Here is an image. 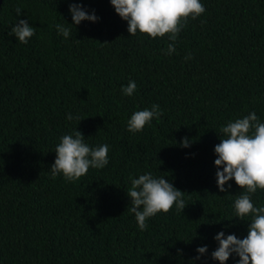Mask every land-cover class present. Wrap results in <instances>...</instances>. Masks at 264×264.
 Wrapping results in <instances>:
<instances>
[{"label":"trees","instance_id":"obj_1","mask_svg":"<svg viewBox=\"0 0 264 264\" xmlns=\"http://www.w3.org/2000/svg\"><path fill=\"white\" fill-rule=\"evenodd\" d=\"M69 2L0 3V264H218L194 260V249L210 252L222 227L246 234L231 207L243 189L233 180L217 189L213 146L228 119L255 110L264 120V0H203L171 55L161 51L166 34L130 35L109 0H83L99 19L58 35L52 25L71 23ZM17 7L36 27L27 44L9 35ZM129 79L133 96L120 89ZM153 102L161 117L129 132L127 116ZM76 127L90 144L110 145L109 163L75 181L52 178L54 145ZM144 171L171 180L186 206L140 230L126 191ZM252 199L264 203V189Z\"/></svg>","mask_w":264,"mask_h":264},{"label":"clouds","instance_id":"obj_2","mask_svg":"<svg viewBox=\"0 0 264 264\" xmlns=\"http://www.w3.org/2000/svg\"><path fill=\"white\" fill-rule=\"evenodd\" d=\"M116 14L126 21L130 35L146 34L149 38L165 36L169 41L164 55L176 51V43L181 31L190 19L205 12L203 0H109ZM71 23L55 22L52 26L58 35L68 38L71 27L82 21L96 22L99 17L95 10H89L83 0H70L67 5ZM21 8H16L15 23L9 35H13L22 44H27L35 35L36 27L29 19L20 18ZM64 21H66L63 18ZM192 58L191 52L185 60ZM121 93L133 96L137 90L135 79H129L120 85ZM163 109L153 102L150 107L136 108L125 121L129 132L142 131L153 119H159ZM67 120L79 122L77 113L68 112ZM182 147H188L190 140L182 137ZM110 145L107 142L90 144L77 127L58 137L54 145L55 157L49 166L52 178L63 176L66 181H75L87 174L89 168L102 169L109 163ZM215 159V183L220 192L232 187L230 180L240 186L239 194H233L232 218L246 221V234L238 236L234 232L226 233L222 227L213 235L215 247L209 252L207 244L197 245L194 260L210 258L218 264H226L231 257L233 264H264V203H255L252 195L258 189H264V120L255 110L247 114L228 119L220 126L219 142L213 146ZM130 186L126 194L129 198L128 212L133 214L137 228L145 230L149 218L159 212H167L175 206L182 212L186 206L185 192L177 188L165 176L155 175L152 171L130 176Z\"/></svg>","mask_w":264,"mask_h":264},{"label":"water","instance_id":"obj_3","mask_svg":"<svg viewBox=\"0 0 264 264\" xmlns=\"http://www.w3.org/2000/svg\"><path fill=\"white\" fill-rule=\"evenodd\" d=\"M0 3H1V0H0Z\"/></svg>","mask_w":264,"mask_h":264}]
</instances>
